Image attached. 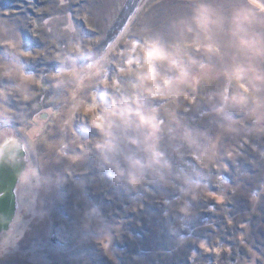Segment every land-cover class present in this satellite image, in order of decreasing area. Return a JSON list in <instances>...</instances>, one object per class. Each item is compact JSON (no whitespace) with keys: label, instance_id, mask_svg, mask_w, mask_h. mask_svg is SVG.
<instances>
[{"label":"clouds","instance_id":"clouds-1","mask_svg":"<svg viewBox=\"0 0 264 264\" xmlns=\"http://www.w3.org/2000/svg\"><path fill=\"white\" fill-rule=\"evenodd\" d=\"M43 12L0 10V166L18 169V192L67 182L49 158L69 176L92 158L116 185L169 189L183 247L225 160L246 147L264 159V0H47ZM28 24L42 50L25 48ZM38 57L58 67L30 70ZM82 226L120 232L98 206Z\"/></svg>","mask_w":264,"mask_h":264},{"label":"trees","instance_id":"trees-1","mask_svg":"<svg viewBox=\"0 0 264 264\" xmlns=\"http://www.w3.org/2000/svg\"><path fill=\"white\" fill-rule=\"evenodd\" d=\"M89 3L90 0H81V4ZM80 6L74 4V10L78 11ZM46 7L47 0H35L33 5L28 0H0V10L19 14L21 21L44 15ZM111 34L109 29L106 36L110 39ZM21 35L28 50L46 47L45 41L32 33L30 24L21 26ZM28 67L39 72L44 68L54 70L58 65L38 57L30 60ZM262 170L264 159L247 147L241 149L235 160L226 159L225 168L217 175L216 185L207 198L194 205L197 216L184 233L190 232L193 238L183 247H177L173 233L176 214L164 203L174 200L173 191L157 185L137 190L116 185L95 167L92 158L80 164L76 171L88 183L89 192L106 222L120 227L118 248L127 256L122 264H133L145 256L154 260V264H264V228L256 225L259 214L255 212V201L252 203L250 196L242 192L246 185L252 184L250 175L254 172L259 173L257 182H264ZM238 181H244L240 189L235 187ZM226 184L232 186L226 187ZM258 186L254 188L260 192L262 184ZM253 226L258 229V238L254 240L250 238ZM111 230L118 236L115 229Z\"/></svg>","mask_w":264,"mask_h":264},{"label":"rangeland","instance_id":"rangeland-1","mask_svg":"<svg viewBox=\"0 0 264 264\" xmlns=\"http://www.w3.org/2000/svg\"><path fill=\"white\" fill-rule=\"evenodd\" d=\"M96 6H100V0H96ZM13 107H17L15 102ZM42 119L48 120L49 117L43 116ZM41 132L39 127L34 130L35 135ZM59 135L56 125H50L47 138L55 140ZM43 150L42 147L40 151ZM67 164V161L55 163L51 158L46 164L48 173L54 178L57 174L64 176L66 183H53L46 190L24 188L17 191V215L11 229L0 235V264H122V260L125 261L127 256L118 248L120 234L116 236L109 229L112 237L98 240L95 230L83 228L84 210L97 206V203L89 192L88 183L76 171V166L71 176L64 172ZM252 174L250 181L253 185H246L242 192L250 196L252 203L255 201V212L259 214L256 225L264 228V182L260 187L256 180L259 173ZM243 185L244 181H238L235 187L240 189ZM257 186L262 189L260 192L255 191ZM257 230L254 226L250 227L251 239L258 238ZM133 264H154V260L145 256Z\"/></svg>","mask_w":264,"mask_h":264},{"label":"water","instance_id":"water-1","mask_svg":"<svg viewBox=\"0 0 264 264\" xmlns=\"http://www.w3.org/2000/svg\"><path fill=\"white\" fill-rule=\"evenodd\" d=\"M7 165L0 166V235L11 229L19 206L17 194V173Z\"/></svg>","mask_w":264,"mask_h":264}]
</instances>
